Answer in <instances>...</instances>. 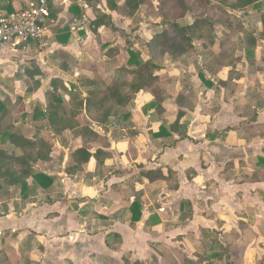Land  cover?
Instances as JSON below:
<instances>
[{
	"label": "crops",
	"instance_id": "obj_1",
	"mask_svg": "<svg viewBox=\"0 0 264 264\" xmlns=\"http://www.w3.org/2000/svg\"><path fill=\"white\" fill-rule=\"evenodd\" d=\"M31 1L34 0H4L0 2L3 3L0 11L8 12L11 8L18 12ZM116 3L122 6L125 0ZM49 7L50 28L41 42L24 44L17 49H0V78L12 77L15 74L12 70H16L17 76L21 77L18 80L25 83L28 78L24 69L35 67L42 75L49 70L53 74L62 73L59 54L67 56L68 73L75 74L77 67L86 61L85 57L101 65L102 56L107 57L108 49L121 46L120 42L110 44L106 39L107 35L112 36L108 27L114 24L118 30L127 32L132 19L118 10L111 11L107 0H49ZM78 13L83 16L77 17ZM99 13L110 15L111 22L93 32L90 24ZM94 46L98 47L99 55L93 54ZM214 47H202V50L211 53L226 50L217 44ZM3 53H7L4 54L6 58ZM197 54L200 59L197 67L201 70L210 55L202 57L201 51ZM15 58H19V62ZM257 60H261L260 65L264 67V54ZM192 67L189 72L168 80L167 84H164L167 77L162 78L161 86L169 96L162 114L154 115V109L145 111L153 97L149 93L139 94L134 109L138 114H133L139 129L135 138L118 133V139H109L105 135L108 148L96 144L111 153L112 159L104 163V174L109 176L97 175L94 169L97 164L92 160L87 172L93 173V181L88 182L90 177L86 175L74 180L65 172L73 162L71 152L66 156L65 153L55 155V159L53 153L51 162L36 166L42 164L47 169L43 173L56 178L50 189L38 187L40 192H47L49 199H39L40 203L36 205L34 202L25 204L21 210L15 208L14 203L20 202L18 198L12 196L10 200H0V257H3L0 264H7L14 251L15 264H21L23 241L38 249V255H29L28 264H98L97 259L101 257L109 264L125 263L123 259L143 263L145 252L157 254L152 242L171 249L174 245L170 242L181 237L201 242L203 229L238 232L240 225L254 230L253 226L261 220L264 224V162L258 160L264 159V137L253 138L245 133L249 126L264 124V68L258 74L240 73L239 79L234 80L237 89L226 94V89L218 83L228 80L229 68L214 77L213 86H207L198 74L199 70ZM58 76L65 79L61 74ZM54 78L58 77L52 76L49 84ZM171 84L172 88H168ZM188 84L197 105L194 109H182L185 116L180 123L187 138L180 139L178 134L172 133L170 140L153 139L151 133L159 132L163 123L171 124L176 120L181 110L176 97ZM40 90L21 104L20 110L30 114L18 124L24 130L32 125L29 118L34 104H45L44 91V100L37 99ZM13 95L0 88V101L9 98L15 103L17 96H23L21 93ZM25 103L27 109L23 107ZM247 136L251 138L247 139ZM71 147H82L80 139H76ZM56 161L64 166L63 173L56 169ZM158 168L176 173V190H166L163 182L149 186L146 180L136 183L133 190L134 175ZM59 186L60 196L55 192ZM14 190L16 187L3 193L13 194ZM142 190L146 209L142 220L131 227L133 195ZM184 200L191 203V214L181 208L180 203ZM91 203L97 213L94 219L81 215V209ZM73 204L78 205L73 207ZM153 214H157L160 224L148 230L147 221ZM35 216L39 217L41 225L47 226L46 230L38 231L27 223L24 225L26 219ZM51 224L54 226L48 228Z\"/></svg>",
	"mask_w": 264,
	"mask_h": 264
},
{
	"label": "trees",
	"instance_id": "obj_2",
	"mask_svg": "<svg viewBox=\"0 0 264 264\" xmlns=\"http://www.w3.org/2000/svg\"><path fill=\"white\" fill-rule=\"evenodd\" d=\"M116 1L107 0L110 10H118L130 18L143 12L144 6L148 3V0H125V3L119 6ZM158 2L155 9L159 13L156 16L162 19L161 26L170 27L172 33L168 29H164L155 35L147 43L148 57L141 58L137 52L129 49L131 54L129 59L122 66L117 67L108 79L82 77L78 83H71L69 86L59 78L52 79L49 89L45 90V104L39 102L34 104L31 114L32 125L28 130H24L18 125L30 116L26 111L22 112L20 107L27 97L40 89L41 82L35 78L42 73L37 67L24 69V74L28 78L25 82L27 97L17 96L15 103L9 98L0 101V193L9 191L12 187H19L21 194L26 196L30 179L35 180L44 190L50 189L56 178L38 171L36 166L40 163L51 162L53 153L51 142L68 131L81 133L84 146L71 151L73 162L66 167V174L72 178L79 174L92 177L93 173L87 172V168L92 160H95L98 168L97 175L103 178L109 176L110 174H104V163L111 158V153L96 146L99 139L98 132H110L112 136L125 133L128 137H136L138 135L137 122L134 119L131 106L141 93H149L153 97V101L147 105L145 111L154 109V115L165 112L163 105L169 96L161 86L163 81L162 77L158 75V71L162 70L165 57L178 62L181 58L194 54L197 40L207 38L208 44H203L207 49L214 46L216 42L219 43L220 48H223L238 40L242 56H245L248 61L250 60L249 62L254 66L259 42L264 40V17L261 20L263 31L258 34L249 30L241 18L231 14L228 10L244 11L251 6L259 8L264 4V0H159ZM2 4L0 3V9ZM7 13L15 12L9 8ZM78 14L77 17L83 16L81 13ZM189 16L192 17V21L184 24L183 21ZM110 22V15L99 13L90 26L93 32H97L99 27L109 25ZM217 27L226 30L239 27L240 40L237 39V35H231L232 33L224 39H219L216 34ZM207 34L209 36L205 37ZM118 52L119 49L114 47L108 49L106 55L113 59L118 55ZM59 55L63 67L68 69L67 56ZM239 64H243L241 56H237L232 50L221 49L217 53L210 54L208 61L203 65L200 77L207 86H213L212 81L220 70L231 67V72L235 71L234 77L230 75L227 81L218 83L219 86L226 89V94H228L237 89L234 80L239 79L240 76ZM97 68L95 66L93 71L98 72ZM206 73L211 77L209 78ZM34 85L35 87H33ZM176 103L181 109L176 120L171 124L163 123L159 132L151 133L153 139L170 140L172 133L178 134L180 139L187 138L182 133L183 127L180 123L185 116L182 109H194L197 105V99L189 86H186L176 97ZM43 123H46L47 129L41 125ZM245 133L254 136L253 138L264 137V124L255 127L249 126ZM246 138L250 139L251 137L247 136ZM258 160L264 162L263 158ZM110 173L112 172L110 171ZM136 176L132 177L133 185L146 180L149 186L163 182L166 190L178 188L176 173L171 169L166 172L162 168L142 171ZM144 196V190L134 192L130 206L131 227H135L143 218L146 209ZM180 204L182 209H186L187 214L192 213L189 201L184 200ZM159 224V217L157 214H153L147 221V228L150 230ZM216 233L210 229H203L201 238L203 254H198L200 259L196 260L184 258L183 264H215V259L220 262L225 261V264H232L228 261L231 257L230 246L223 244L222 238ZM233 233L237 234L235 231ZM151 246L161 255L172 252L170 248L160 243H152ZM125 263L142 264L139 261L131 262L129 260H126Z\"/></svg>",
	"mask_w": 264,
	"mask_h": 264
},
{
	"label": "rangeland",
	"instance_id": "obj_3",
	"mask_svg": "<svg viewBox=\"0 0 264 264\" xmlns=\"http://www.w3.org/2000/svg\"><path fill=\"white\" fill-rule=\"evenodd\" d=\"M159 0H148V3L146 6H144V10L143 12H139L136 14V16L134 18L131 19V24L129 25V27L127 28V32L125 31H121L118 30L114 24L110 25V27H108L110 33L112 34V36L109 34L107 35L106 39L109 40L110 44H115L116 42H120L121 46H117L116 48L119 49L118 55L113 58V59H108L107 57H105L104 55L102 56V64H97V62H92L93 60H91L90 58L85 57V62L81 63V66L77 67L79 68L75 74L73 72L70 71V73H68V69H66L65 67L61 68V75H63V77L65 76V79H63L61 76H58L60 74L58 73H54L52 71L49 70V72L47 74H43L40 76H36V80L42 82L41 86L43 85L42 89L38 92L39 94V98L37 99H43V91L45 94V90L50 87L49 81L50 78L52 76H57L65 85L69 86L71 85V83H78L79 80L82 77H90L92 79L98 78V77H102L103 79H108L110 77V75L113 74L114 70L117 67L122 66L124 63H126V61L129 59L130 57V51H134L137 52L139 57L141 58H146L149 55V50L147 47V43L150 42L153 37L155 35H157L158 33H161L164 29H168L171 33H172V29L168 26L166 27H162L161 23H162V19L159 16H156V14L159 13L158 10H156V5L159 3ZM155 11V13H154ZM231 14L238 16L239 18H241V20L243 21V23L247 26V28L251 31H255L256 33H260L262 30V25H261V20L264 17V4L261 5L259 8H254L253 6H251L250 8H248L247 10L244 11H234V10H228ZM192 21V17L189 16L187 17V19H185L183 21L184 24L190 23ZM226 26V25H225ZM224 27V26H223ZM239 28V27H238ZM238 28H231L229 30H226L224 28L221 27H217L216 30V34L217 37L224 39L225 37L228 36V34H235L237 35V39L240 40V36H238L239 30ZM234 32V33H233ZM209 35L207 34L208 37ZM207 38H204L202 40H197L196 41V52L188 57L185 58H181L178 62H174L172 61L169 57H165L164 61L162 63V70L158 71V75H162L161 77H167L164 80V84H167V81L170 80L171 78H174V76H181L183 74V72L187 71L189 72L190 67L197 69V71L199 72L198 74H200L203 69L200 70V66L197 67V65H200L199 62L200 59L198 58V52L201 51V56H207L210 55L211 51L209 50V52H204L205 50H202V47L204 48L203 44L207 45ZM216 44L219 46V43L216 42L214 44V46H216ZM118 45V44H117ZM99 46V45H98ZM214 46L209 47V49L213 48ZM264 40L259 42V46L256 50V57H255V64L254 66L251 65V63L245 58V56H242L243 53L240 49L239 46V42L237 40L236 43L231 42L229 44H227L224 48L226 49L225 51L228 50H232V52L234 51L236 53L237 56H241L242 60H243V64H239V73H242L245 71V73H250V75L252 74H258L259 72L262 71V67L260 65L261 60H257L258 58H262L263 54H264ZM97 48V49H96ZM100 48V47H99ZM215 48V47H214ZM94 51L93 54L99 55L98 53L100 51H98V47L94 46L93 47ZM207 49V48H205ZM220 49L219 47H217V50ZM8 52V51H5ZM103 54V51H101ZM7 53H3L2 56H5ZM198 58V59H197ZM1 55H0V60H1ZM96 59V57H95ZM188 59V60H187ZM16 62H19V58H15ZM199 60V61H198ZM30 66V65H29ZM95 66H97L98 68V72H94L93 70L95 69ZM225 69V68H224ZM224 69L220 70V72H222ZM232 68L229 67V76H233L234 77V72H231ZM15 72V76L13 75L12 77H6V78H0V88L2 87L3 90H6L7 92H9L10 94H17V93H21L23 96H26V89H27V85L24 82H21L20 79L21 77H18L17 74L18 72L16 70H12ZM13 72V73H14ZM12 73V74H13ZM50 73V74H49ZM171 73V76H170ZM195 73V72H194ZM197 73V72H196ZM195 73V74H196ZM1 77V76H0ZM179 79V78H178ZM37 86V85H36ZM165 86V85H164ZM171 85H169L168 88H172ZM186 86H189L186 85ZM35 87V85L33 86ZM81 87V85H80ZM81 89H83V87H81ZM2 90V89H1ZM13 95V96H14ZM19 95V94H18ZM27 97V96H26ZM14 99V98H13ZM169 99V98H168ZM167 99V100H168ZM38 100V101H39ZM194 101V99H192ZM136 102L133 103V105L131 106L132 112L133 114H135L134 109H136ZM191 103V101H190ZM26 104V103H25ZM24 108L27 109V104L26 106H23ZM32 108L30 107V110ZM33 110V109H32ZM138 114V113H136ZM135 114V115H136ZM29 120L31 121V117L29 118ZM43 126H46V123L41 124ZM139 134V129L137 128L136 130ZM67 133V134H66ZM63 136H59L56 137L52 142H51V147L53 149V155H54V159H55V155H60L62 153H65L64 155L66 156V153L69 155V153L72 151V149H74V147H71V144L74 143L76 141V139H80L81 141V146H84V142H83V138L82 135H80L78 132H66ZM98 133L99 134V139L97 140V145L103 147V148H108V138H105V135L109 136V139L111 138H115L118 139L119 134L112 136V133L110 132H106V131H100ZM131 139L135 138V137H130ZM98 146V147H99ZM100 147V148H101ZM102 148V149H103ZM104 149V150H105ZM57 157V156H56ZM112 158H109L108 160H111ZM57 162V161H56ZM58 163V162H57ZM56 169L58 170L59 173H63L64 170V166L61 164H57ZM96 169V172L98 170V168H94ZM37 170L40 172H43L44 170L47 171V169L45 167L42 166V164L37 167ZM65 173V172H64ZM83 176V174H79L75 177H73L74 180H78L81 179ZM96 177H100V176H96ZM98 180V178H96ZM93 181V178H89L87 181ZM29 182L31 183V186L29 185V189L28 192L26 194V196H23L21 194V189L19 187L16 188V190H14V193L11 194L9 193L7 195V193H0V200H10V198L13 196V198H18L20 202H16L15 204V208L16 209H23L25 208V204L34 202L35 205L39 204V199H49L50 196H47V192H40V190H38V183L33 180L30 179ZM133 185V183H132ZM61 187L59 186L58 190L56 189L55 192L58 193V195H61ZM134 185H133V190H134ZM53 196V195H52ZM54 196L56 197L57 195L54 194ZM27 202V203H26ZM80 203V202H79ZM78 204H73V207H75ZM93 203L88 204L87 206H85L83 209V212H81V215L87 216L91 219H94L97 215L96 211L93 209ZM100 211V209L98 210ZM177 213H175L176 215ZM171 219V218H170ZM71 221V220H69ZM72 222V221H71ZM71 222H69V225L71 226ZM29 224L30 227H32L35 230L41 231V230H46L47 226L46 225H41L40 224V219L38 216H35L33 218H29L25 220V224ZM176 223V222H175ZM260 224L258 225H254L253 228L254 230L245 225H240L237 228V234L235 235L234 233L232 234L231 231H221L218 232L216 231L220 238H222L223 244L225 243L226 245L230 246V251H231V257H229V262L232 264H264V224H263V220H261L259 222ZM54 225L51 224L50 227H53ZM35 227V228H34ZM175 240V241H174ZM199 239H188L186 237H181L178 240L173 239L170 243H173L174 246H172L171 250L172 252L170 254H165V255H161L159 252L154 253L153 255H148L147 252H145L142 256L143 263L142 264H183L184 258H191V259H200L198 254H203V248H202V244L200 241H198ZM152 243H156V242H152ZM158 244V243H157ZM22 247V246H21ZM35 246H31V243L28 244L27 242L23 241V247L21 248V252L23 253V255L21 256L22 258L20 259V262L22 263H26L28 264V257L29 255L36 256L37 254V250L36 248H34ZM156 250V249H155ZM36 253V254H35ZM210 254V252H209ZM208 254V255H209ZM11 256L8 258V263L7 264H15L16 261V252L14 251L12 254H10ZM148 255V256H147ZM161 255V256H160ZM198 255V256H197ZM3 257H0V261H2ZM98 264H109L105 258H98ZM128 259H123V261H126ZM122 261V262H123ZM215 264H225V261H219L215 259ZM19 263V262H17ZM21 263V264H22ZM122 264H126V263H122Z\"/></svg>",
	"mask_w": 264,
	"mask_h": 264
},
{
	"label": "built area",
	"instance_id": "obj_4",
	"mask_svg": "<svg viewBox=\"0 0 264 264\" xmlns=\"http://www.w3.org/2000/svg\"><path fill=\"white\" fill-rule=\"evenodd\" d=\"M50 15L49 0L31 1L15 13L0 11V49L41 42L49 31Z\"/></svg>",
	"mask_w": 264,
	"mask_h": 264
},
{
	"label": "water",
	"instance_id": "obj_5",
	"mask_svg": "<svg viewBox=\"0 0 264 264\" xmlns=\"http://www.w3.org/2000/svg\"><path fill=\"white\" fill-rule=\"evenodd\" d=\"M2 1H4V0H0V2H2Z\"/></svg>",
	"mask_w": 264,
	"mask_h": 264
}]
</instances>
